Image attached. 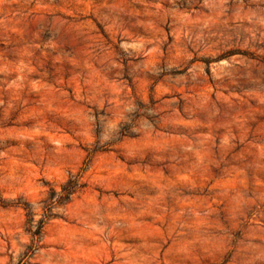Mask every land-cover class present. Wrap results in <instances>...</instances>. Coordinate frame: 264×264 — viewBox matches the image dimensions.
<instances>
[{"label": "rangeland", "instance_id": "1", "mask_svg": "<svg viewBox=\"0 0 264 264\" xmlns=\"http://www.w3.org/2000/svg\"><path fill=\"white\" fill-rule=\"evenodd\" d=\"M0 200V264H264V0H0Z\"/></svg>", "mask_w": 264, "mask_h": 264}, {"label": "trees", "instance_id": "2", "mask_svg": "<svg viewBox=\"0 0 264 264\" xmlns=\"http://www.w3.org/2000/svg\"><path fill=\"white\" fill-rule=\"evenodd\" d=\"M129 127L125 126L121 129L119 132L121 137H125L128 134ZM105 150L101 148H96L94 152ZM86 187V184L82 182V176L80 174L78 175H71L69 179L61 185V190L57 191L56 189L51 188L50 195L46 201L45 207H44V215L43 219L38 221L37 224H35V220L33 217V213L29 212V216L31 218L29 219V230L33 231V229L36 228V230L33 232V234H40L41 229L45 224L46 220H49L53 218L55 215L53 214V211L55 208L60 206H66L69 203H71L76 195L81 193L83 189ZM0 203L9 205L8 203H5V201L0 200Z\"/></svg>", "mask_w": 264, "mask_h": 264}]
</instances>
